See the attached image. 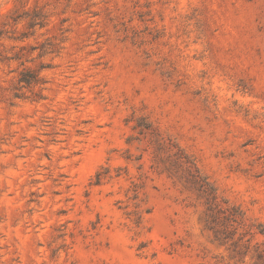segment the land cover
Returning a JSON list of instances; mask_svg holds the SVG:
<instances>
[{
	"label": "rangeland",
	"instance_id": "obj_1",
	"mask_svg": "<svg viewBox=\"0 0 264 264\" xmlns=\"http://www.w3.org/2000/svg\"><path fill=\"white\" fill-rule=\"evenodd\" d=\"M0 264H264V0H0Z\"/></svg>",
	"mask_w": 264,
	"mask_h": 264
},
{
	"label": "trees",
	"instance_id": "obj_2",
	"mask_svg": "<svg viewBox=\"0 0 264 264\" xmlns=\"http://www.w3.org/2000/svg\"><path fill=\"white\" fill-rule=\"evenodd\" d=\"M19 83L24 87H31L37 83V77L34 73L25 71L21 74ZM212 194V193H211ZM208 212H209V218L212 220V222H215L218 218V214L220 211L217 209V204L215 202V197L211 195L210 201H208ZM233 214H238L237 208L231 207L228 209Z\"/></svg>",
	"mask_w": 264,
	"mask_h": 264
}]
</instances>
